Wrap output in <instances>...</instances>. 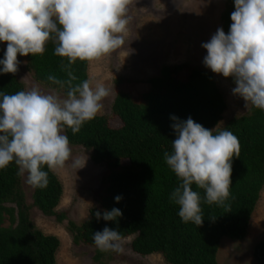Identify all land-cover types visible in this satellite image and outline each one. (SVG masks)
<instances>
[{
    "label": "trees",
    "instance_id": "16d2710c",
    "mask_svg": "<svg viewBox=\"0 0 264 264\" xmlns=\"http://www.w3.org/2000/svg\"><path fill=\"white\" fill-rule=\"evenodd\" d=\"M226 1L221 23L227 34L235 5L234 0ZM54 49L55 44L48 42L43 54L28 55V70L37 83L65 97L68 72L76 77L73 85L89 81L91 61L69 64L67 58L55 55ZM5 51L0 44V59ZM49 76L64 83H53ZM146 84L148 89L137 96L124 89L116 94L112 117L120 121V127L111 125V117L96 115L76 134L65 128L70 146L83 148L94 164L105 168L96 194L98 206L90 210L84 223L69 221L65 213L57 211L64 188L54 171L48 172L47 187L34 188L29 204L15 163L0 170V264H56L60 240L37 228L31 218L33 209L60 224L68 221L67 229L76 246L97 248L94 232L109 227L118 229L123 240L134 237L131 247L137 255L159 254L168 264H219L223 239H246L264 190V110L250 104L245 114L221 126L227 102L215 77L186 65L163 66ZM25 90L16 74H0V93ZM173 115L181 121L191 117L208 129L220 124L219 129L231 131L240 144L239 157L232 160L230 196L224 206L202 201L204 222L199 227L184 223L178 215L179 206L170 200L180 183L164 159L176 139L171 127ZM44 170L48 171L47 167ZM192 187L204 196L203 189L195 184ZM116 196L122 197L119 203ZM112 208L123 213L118 222L96 219L97 210L103 213ZM113 255L98 249L94 261L102 264ZM254 258L256 264H264V239L256 245Z\"/></svg>",
    "mask_w": 264,
    "mask_h": 264
},
{
    "label": "clouds",
    "instance_id": "9594fccd",
    "mask_svg": "<svg viewBox=\"0 0 264 264\" xmlns=\"http://www.w3.org/2000/svg\"><path fill=\"white\" fill-rule=\"evenodd\" d=\"M129 0H0V42L7 44L0 59V74H15L19 56L43 54L48 42L55 44L54 54L77 60L92 61L124 43L123 33L129 23L126 15ZM232 23L226 34L218 28L208 42L204 65L225 78L233 77L234 95L264 110V0H234ZM65 97L42 93L38 87L15 94L0 93V170L13 162L17 175L27 174V183L45 188L48 172L67 166L72 150L65 128L73 134L102 110L110 89L104 84L93 86L88 80L73 85L76 79L68 72ZM48 79L63 84L54 76ZM171 125L176 139L171 153L165 152L167 166L180 183L170 200L179 206L184 223L202 226V201L224 206L230 196L232 160L239 157L238 138L218 124L208 129L191 117L181 121L173 115ZM81 159H72L79 169ZM47 167L48 171L44 168ZM196 188L204 190L201 197ZM121 196H116L117 203ZM119 208L97 210V220L117 221ZM214 219V216H210ZM123 237L118 229L105 227L93 234L101 252H122Z\"/></svg>",
    "mask_w": 264,
    "mask_h": 264
},
{
    "label": "rangeland",
    "instance_id": "374dc122",
    "mask_svg": "<svg viewBox=\"0 0 264 264\" xmlns=\"http://www.w3.org/2000/svg\"><path fill=\"white\" fill-rule=\"evenodd\" d=\"M226 0H129L126 15L129 23L123 33L124 43L100 57L92 60L89 67V82L104 84L110 95L102 101L103 108L97 115L111 117V125L120 127L121 123L112 117V106L116 94L124 89L137 96L148 89L146 82L159 75L163 66L186 65L210 72L223 93L227 110L221 126L237 115L245 114L250 107L246 101L234 95V78H225L204 65L207 50L202 44L208 42L218 28L222 27L221 16L226 9ZM0 44L5 48L3 42ZM18 71L15 73L25 84L26 90L38 87L42 93L57 94L37 83L28 70L25 56H19ZM120 81V84L117 81ZM65 134V133H64ZM72 159L80 158L82 168L73 167L72 159L67 166L54 171L63 184L64 194L57 209L65 213L69 221L84 223L90 210L98 206L96 194L101 188L105 168L91 161L90 155L79 147L70 146ZM27 202H33L34 187L27 183V174L22 176ZM34 224L46 235L60 240L56 264H101L94 261L97 248L76 246L68 231V221L58 223L55 218L44 216L37 209L31 211ZM134 237L122 240V252L112 251L113 259L108 257L102 264H168L162 255L139 256L133 252L131 243ZM264 239V190L252 217L246 239L234 241L223 239L218 255L219 264H256L254 249Z\"/></svg>",
    "mask_w": 264,
    "mask_h": 264
}]
</instances>
